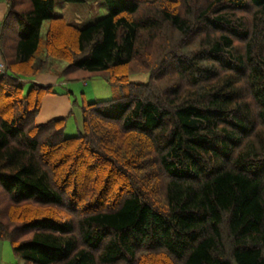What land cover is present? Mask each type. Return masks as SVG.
I'll use <instances>...</instances> for the list:
<instances>
[{
    "label": "trees",
    "instance_id": "trees-1",
    "mask_svg": "<svg viewBox=\"0 0 264 264\" xmlns=\"http://www.w3.org/2000/svg\"><path fill=\"white\" fill-rule=\"evenodd\" d=\"M103 2L79 27L7 0L0 240L19 264H264V0ZM49 58L116 89L70 136L35 120Z\"/></svg>",
    "mask_w": 264,
    "mask_h": 264
},
{
    "label": "rangeland",
    "instance_id": "rangeland-1",
    "mask_svg": "<svg viewBox=\"0 0 264 264\" xmlns=\"http://www.w3.org/2000/svg\"><path fill=\"white\" fill-rule=\"evenodd\" d=\"M62 5H67V8L63 10ZM107 12L108 10L103 0H96L95 2H83V3H65L62 0H56L54 3V14L62 16L67 22L75 23L79 27H83L93 23L100 17L107 14ZM45 29H46V22L43 23L42 34H44ZM148 52L150 53V50ZM48 61H49V66H48L49 69H47L45 72H50L57 76L55 72L62 69L65 63L61 60L54 58H49ZM147 79H148L147 73H134L131 74L130 76V80L132 81L144 82ZM58 80L64 81L59 78ZM65 81H67L68 85L73 84L75 86V88L72 86V88H74L72 91L73 98H76V100L79 103L83 100V98L85 102L108 99L113 96L114 91L116 90L114 89V86L112 84H109L105 80L102 73L88 74L84 78H79L76 80H65ZM29 84L28 83L25 84L26 90L28 89ZM53 87L55 91H57V93H59L60 90L64 91L65 88H67V86L65 87L63 86V83H57L53 85ZM74 116L71 115L65 125L63 132L65 136H70L78 132L77 131L78 124H77L76 116L75 117ZM0 195H1V189H0ZM0 199H3V197Z\"/></svg>",
    "mask_w": 264,
    "mask_h": 264
},
{
    "label": "crops",
    "instance_id": "crops-1",
    "mask_svg": "<svg viewBox=\"0 0 264 264\" xmlns=\"http://www.w3.org/2000/svg\"><path fill=\"white\" fill-rule=\"evenodd\" d=\"M7 7V0H0V31L2 22L7 12ZM66 8L67 5H62L63 10H65ZM0 63H3L1 51ZM31 81L45 85H55L57 83H63L64 87L67 86L64 91L60 90L59 93H49L43 96L40 109L35 116V120L37 123L45 122L51 118L64 116H67V123L70 116L75 115L78 124L77 129L79 130L81 128V112L79 108V102L76 100V98H73L72 91L75 88L73 84L69 83L70 85H68L67 81L58 80L57 76L50 72L38 73L37 75L32 77ZM72 86L74 88H72ZM0 264H19V261L14 255L11 246L7 241L3 240H0Z\"/></svg>",
    "mask_w": 264,
    "mask_h": 264
},
{
    "label": "built area",
    "instance_id": "built-area-1",
    "mask_svg": "<svg viewBox=\"0 0 264 264\" xmlns=\"http://www.w3.org/2000/svg\"><path fill=\"white\" fill-rule=\"evenodd\" d=\"M3 71V63H0V73Z\"/></svg>",
    "mask_w": 264,
    "mask_h": 264
}]
</instances>
